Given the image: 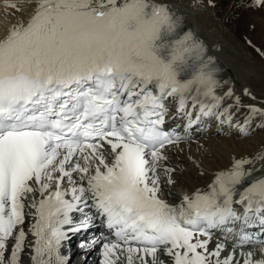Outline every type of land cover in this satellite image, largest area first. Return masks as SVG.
<instances>
[{
    "label": "snow or ice",
    "instance_id": "obj_1",
    "mask_svg": "<svg viewBox=\"0 0 264 264\" xmlns=\"http://www.w3.org/2000/svg\"><path fill=\"white\" fill-rule=\"evenodd\" d=\"M177 29L178 18L156 0H39L27 26L0 40V264H24L22 254L31 264H65L63 226L78 211L85 219L69 230L86 227L93 217L85 208L115 236L92 241H106L101 264L125 254L127 264H165L161 250L173 264H232L233 255L220 259L223 244L209 251L208 229L248 223L250 214L264 225V178L238 187L251 173L247 158L180 204L159 198L161 150L176 142L163 130L167 105L191 117V101L207 116L217 104L200 97L221 99L203 45ZM37 191L26 252V194Z\"/></svg>",
    "mask_w": 264,
    "mask_h": 264
},
{
    "label": "bare ground",
    "instance_id": "obj_2",
    "mask_svg": "<svg viewBox=\"0 0 264 264\" xmlns=\"http://www.w3.org/2000/svg\"><path fill=\"white\" fill-rule=\"evenodd\" d=\"M209 1L156 0L157 3L167 5L168 9L180 18L184 30L194 34L205 45L207 57L211 58L210 62L208 60L209 67L214 69L213 76L217 81L215 95L221 97L217 102L213 101L211 97L201 96L200 99L206 106L217 104L216 107H212L211 115L199 114V119L203 124L207 123L208 126L202 125L195 131H189L190 136L186 141L161 150L166 159L160 161L161 166L158 167L161 170L160 174L166 181L169 178L173 181L165 185L162 178L160 180V189L164 188L165 195L162 197L160 194L159 198L166 203L178 204L181 203L185 195L191 196L197 190H207L213 182L215 174L231 169L234 159L247 158L252 161V163L244 165L246 169L251 170V173L244 178V185L264 178V159L256 158L257 154H264V3L260 2V8L241 9L248 12L247 16L245 15L246 18L244 17L247 22L243 26V29H246L245 34L247 35H245L242 34L243 32L240 33L243 29L241 31L234 29L235 24L233 25L234 22L228 17L234 5L221 6V12L214 13V6L217 3L222 4L226 0ZM37 2L39 4V0ZM38 4L31 5V7H35L31 8L26 20L20 16V11H16L18 5L15 4L16 7L8 8L4 12L9 18L7 31L3 28L6 32L4 35H0V40H4L14 26L21 24L27 26L36 12ZM240 34L242 35L240 36ZM242 36L247 37L248 41L242 40ZM256 49H258V53ZM229 92H231L230 96L227 95ZM199 108L200 105H197L194 111ZM253 108L260 111L253 113ZM246 120L247 123H245ZM253 131L256 132L255 138L249 136L248 139H239V136L248 135ZM165 169L172 171L166 172ZM64 186L67 187V184ZM27 195H31L32 199L27 198L26 200V219L22 227L27 233L26 252H30L31 249L27 246L35 241L30 227L35 222L36 216L34 215L35 209L28 205L34 200L38 203L42 197L39 191ZM97 231L103 230L98 228ZM221 234H217V238L220 239L218 242L209 243V251H214L217 244L227 246L224 243L226 237H222ZM104 242L106 241L101 239V243L84 250L87 254L98 250L99 255L95 264H101L103 257L100 246ZM13 243L14 239L10 238L8 241L9 250ZM246 249L248 253H251L250 248ZM60 252L64 257L61 249ZM256 255L251 253L249 257L252 264H258ZM225 257L226 252H221L220 259L223 260ZM147 259L148 264H151V257ZM159 259L163 260L165 264H172V258L163 255V253L159 255ZM210 259L212 264H215L216 258ZM22 261L24 264H31L28 255L22 254ZM117 264H127L126 254L121 256ZM134 264H139V262L136 261ZM232 264H242V260L236 262V259H233Z\"/></svg>",
    "mask_w": 264,
    "mask_h": 264
},
{
    "label": "rangeland",
    "instance_id": "obj_3",
    "mask_svg": "<svg viewBox=\"0 0 264 264\" xmlns=\"http://www.w3.org/2000/svg\"><path fill=\"white\" fill-rule=\"evenodd\" d=\"M37 1L36 0H0V35L1 34L4 35V33L7 31V21H8L9 18L6 17V14L4 12H6L8 8H11L12 7L11 5H15V4L18 5L19 7H17V9L15 8L16 11H20V13H21L20 16L21 17H24V20H26L28 18V16H29L28 14L31 12L30 11L31 8L32 7H35V6H32L31 7V5H34L35 3L38 4ZM209 2H212V1L210 0ZM232 2H234L235 4L232 3ZM227 5L228 6H233L234 5L233 6V9L230 12V14L228 15V17H229V19L231 21L234 22L233 25L234 24L236 25V26L234 25V29L236 28L238 31L239 30L241 31L244 28L243 26L247 23L246 20H245V18H246L245 15L248 14V12H246V10L248 8H260L261 7L260 2H258V0H226V1L222 2V4L217 3L214 6V13L216 11L217 12H221V10H222V7L221 6H224L225 7ZM235 8H236V10H235ZM241 9H246V10L245 11L244 10L242 11ZM28 20H30V19H28ZM3 28L6 29V31H4ZM245 30L246 29H243L240 33L243 32L242 34H245ZM242 34H240V36ZM245 35H247V34H245ZM242 40H244L245 42H247L248 41V38L247 37L245 38L244 36H242ZM256 52L257 53L259 52L258 49H256ZM255 135H256V132L253 131L251 133H248V135L239 136V139H243V138L244 139H248L249 136L251 138H255ZM183 169H185V168H183ZM160 173H161V170L159 168H157V173L156 174L160 177V180L162 178V182L165 185L168 184V181H166L164 179V176H162ZM162 190H160V192L158 193V195L160 196V194H161L162 197H163V195H165L164 188ZM27 198H31V195H27ZM223 251H225V248L223 249ZM243 253H244L243 254V257H241V259H236V262L238 260H242V264H244V260L249 259V255H248L249 253L247 254L245 251H243ZM226 257H227V254H226ZM233 259H235V258L233 257Z\"/></svg>",
    "mask_w": 264,
    "mask_h": 264
}]
</instances>
